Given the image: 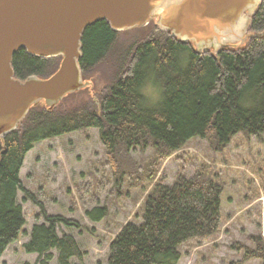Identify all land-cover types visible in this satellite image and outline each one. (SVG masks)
<instances>
[{
  "label": "trees",
  "instance_id": "16d2710c",
  "mask_svg": "<svg viewBox=\"0 0 264 264\" xmlns=\"http://www.w3.org/2000/svg\"><path fill=\"white\" fill-rule=\"evenodd\" d=\"M148 25L157 34L127 53V63L123 61L98 108L88 104L61 111L84 91L96 102L95 84L88 75L108 55L119 33L106 21L88 26L82 35L78 64L88 85L52 109L41 103L31 107L17 129L0 138V257L25 225L17 202L22 190L19 175L25 156L37 143L96 129L112 157L121 149L134 151L147 145L170 154L196 138L209 140L218 152L237 134L264 135V0L251 17L247 43L218 54L197 53L191 43L180 42L154 21ZM60 62L61 57L39 58L20 49L11 67L21 82L33 77L45 80ZM222 192L201 174L180 176L172 186L155 185L143 204L140 223L126 224L111 242L107 264H178L182 245L218 232ZM86 215L100 222L107 210L94 208ZM43 219L33 226L24 251L37 255L36 264H50L52 251L57 264H72L73 259L82 264L84 253L73 237L58 235L60 226L76 223L45 213ZM257 242L244 259L264 264V242Z\"/></svg>",
  "mask_w": 264,
  "mask_h": 264
},
{
  "label": "rangeland",
  "instance_id": "374dc122",
  "mask_svg": "<svg viewBox=\"0 0 264 264\" xmlns=\"http://www.w3.org/2000/svg\"><path fill=\"white\" fill-rule=\"evenodd\" d=\"M155 34L150 25L119 32L108 55L88 75L95 84L96 102L84 91L69 99L61 111L97 106L123 61L127 63V53ZM112 157L96 129L35 144L19 175L22 190L17 202L25 225L0 264H36L37 255L27 254L23 244L33 226L44 223V213L76 223L70 228L60 226L58 235L73 237L84 253L82 264H107L111 242L126 224L140 223L143 204L154 186H172L180 176L189 179L196 174L223 190L220 226L214 236L182 245L178 264H262L244 255L256 249L257 241L264 242V135L237 134L218 152L209 140L196 138L170 154L147 145L134 151L121 149ZM94 208H105L107 216L90 221L86 212ZM52 254L50 264H57L56 252Z\"/></svg>",
  "mask_w": 264,
  "mask_h": 264
},
{
  "label": "water",
  "instance_id": "95a60500",
  "mask_svg": "<svg viewBox=\"0 0 264 264\" xmlns=\"http://www.w3.org/2000/svg\"><path fill=\"white\" fill-rule=\"evenodd\" d=\"M261 1L0 0V138L16 130L31 107L41 103L52 109L88 85L78 64L88 26L106 21L122 32L154 21L180 42L191 43L197 53L218 54L247 43L251 17ZM240 19L245 26L235 38ZM20 49L39 58L61 57L58 70L45 80L15 79L11 61Z\"/></svg>",
  "mask_w": 264,
  "mask_h": 264
},
{
  "label": "bare ground",
  "instance_id": "6f19581e",
  "mask_svg": "<svg viewBox=\"0 0 264 264\" xmlns=\"http://www.w3.org/2000/svg\"><path fill=\"white\" fill-rule=\"evenodd\" d=\"M244 26H245L244 20L240 19L237 23V32L239 35H237L235 38H238L240 36V31L244 29ZM235 38H233V39H235Z\"/></svg>",
  "mask_w": 264,
  "mask_h": 264
}]
</instances>
